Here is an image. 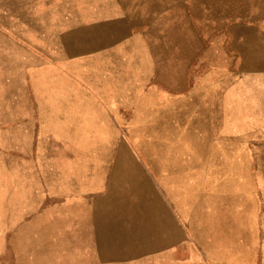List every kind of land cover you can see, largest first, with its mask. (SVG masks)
<instances>
[{
    "label": "crops",
    "instance_id": "obj_1",
    "mask_svg": "<svg viewBox=\"0 0 264 264\" xmlns=\"http://www.w3.org/2000/svg\"><path fill=\"white\" fill-rule=\"evenodd\" d=\"M0 169L64 264H264V0H0Z\"/></svg>",
    "mask_w": 264,
    "mask_h": 264
},
{
    "label": "rangeland",
    "instance_id": "obj_2",
    "mask_svg": "<svg viewBox=\"0 0 264 264\" xmlns=\"http://www.w3.org/2000/svg\"><path fill=\"white\" fill-rule=\"evenodd\" d=\"M150 86L159 88L153 83ZM159 90L163 91L160 88ZM162 93L165 95H159V99L176 96L173 90H164ZM178 119L179 112L173 110L172 124H176ZM137 135H141V139L147 136V127L139 128ZM256 161L253 165L254 168L257 167ZM117 184L112 187L111 197L116 196L114 191L119 188ZM7 186L8 183L5 182V177L0 169V264H64L65 255L55 253L57 249L53 248L49 232L36 228L31 221L29 206L23 201V198L21 199V195L18 196L17 192H13L11 189L8 191ZM131 193L135 192L124 193L116 198H119L120 201L142 199L141 196ZM19 203L23 206L19 207ZM25 210H29V212L26 213Z\"/></svg>",
    "mask_w": 264,
    "mask_h": 264
}]
</instances>
